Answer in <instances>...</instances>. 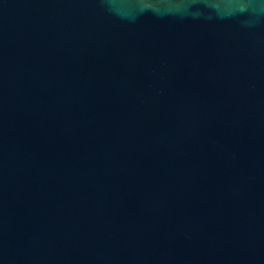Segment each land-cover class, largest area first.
<instances>
[{
    "label": "water",
    "instance_id": "1",
    "mask_svg": "<svg viewBox=\"0 0 264 264\" xmlns=\"http://www.w3.org/2000/svg\"><path fill=\"white\" fill-rule=\"evenodd\" d=\"M0 264H264V0H0Z\"/></svg>",
    "mask_w": 264,
    "mask_h": 264
}]
</instances>
